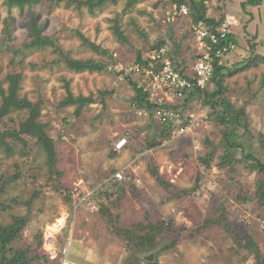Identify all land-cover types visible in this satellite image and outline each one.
<instances>
[{"label":"rangeland","instance_id":"obj_1","mask_svg":"<svg viewBox=\"0 0 264 264\" xmlns=\"http://www.w3.org/2000/svg\"><path fill=\"white\" fill-rule=\"evenodd\" d=\"M2 1L0 12L6 17ZM126 4L127 0H119L94 13L64 3L36 7L49 21L45 34L57 42L65 55L74 60L103 61L108 64L103 73L70 71L54 48L25 50L18 56L0 48V87L7 88L4 80L8 74L23 68L21 95L33 103H42L40 121L56 140L58 172L62 176L49 174L44 154L31 137L25 136V143L18 142L13 156L0 154V176L19 175L4 196L6 202L17 198L19 204H14L0 221L8 224L12 216L30 214L23 238L15 245L32 244L42 233L39 252L48 255V250L53 249L46 247V242L54 236L57 247L73 237L71 258L81 264H263L264 204L259 203L256 191L264 175L252 169L251 161L219 167L226 152L223 143L227 129L216 120L211 107L199 100L181 106L185 115L199 116L201 126L190 137L170 139L150 148L149 142L159 135L162 124L153 113L140 115L132 103L135 91L127 77L139 84L141 78L130 74L129 69L139 54L148 57L160 43L170 48L178 68L190 73L196 52L191 42L189 5L184 4L189 12L180 14L175 0H144L130 10H126ZM207 7V16L216 21L228 15L239 20L235 30L238 48L221 60L227 68H241L250 57L264 55V0H212ZM13 12L16 22L10 44L16 49L30 38L27 27L22 25L23 17L17 9ZM116 24L127 42L115 35ZM80 35L108 54L90 49ZM13 60L16 65H12ZM67 86L75 97L94 95L101 99L102 92L108 95L84 108L77 117V106H61L67 97ZM225 86V96L236 107L246 108L250 122L248 142L253 145L254 155L264 162V144L260 141L264 136V64L227 76ZM208 90L216 91L213 83ZM1 104L0 97V107ZM21 117L26 116L12 115L0 128L18 129ZM123 138L128 139L126 148L111 158L115 143ZM212 153L210 165L204 164L202 160ZM241 156L237 154V159ZM131 163L135 171L131 169L126 174L122 191L108 185L115 183L114 175ZM153 168L173 186L161 185L151 172ZM78 182L81 187L75 191ZM58 185L72 192L71 203L64 200ZM27 202L32 203L28 206ZM103 207L119 217L116 226L129 229L134 223L160 215L173 222L176 232L161 237L155 252L130 250L115 234L114 225L101 214ZM224 214L237 232L255 240L260 260L255 253L239 247L223 226L204 228L207 219ZM60 224L65 228L58 235ZM175 240L176 247L164 249ZM36 264L54 263L41 260Z\"/></svg>","mask_w":264,"mask_h":264},{"label":"trees","instance_id":"obj_2","mask_svg":"<svg viewBox=\"0 0 264 264\" xmlns=\"http://www.w3.org/2000/svg\"><path fill=\"white\" fill-rule=\"evenodd\" d=\"M118 1L119 0H3L2 4L7 8V16L2 17V13L0 12V40L2 42L0 48L1 50H8L15 56L23 55L25 50L34 52L54 48L59 52L62 61L70 71L75 73H103L104 71H107L108 68V64L103 61L94 59L74 60L65 55L58 47L57 42L45 34L49 21L42 18V13L37 12L36 7L43 4L59 6L64 3L67 7H74L79 10L86 8L94 13L99 9H103L108 4H117ZM143 1L144 0H127L126 10L132 9ZM208 1L212 0H199V2L196 0H175V3L178 5L177 8L180 14L181 6L184 4L189 5L193 25L203 24L208 27H217L225 18L223 17L220 21H216L215 19L208 17ZM13 9H17L19 14L23 17L22 25L27 27L28 37L30 38L29 42L25 43L22 48L16 49L10 44L13 41L12 33L16 22V16L14 15ZM114 32L121 42H127V38L124 36V33L120 31L118 24L115 25ZM80 37L84 44L93 51L97 53L103 51L99 46L90 42L83 35H80ZM233 40L238 42L236 36L233 37ZM163 44L164 42L160 43L157 48L166 46ZM103 53L108 54L106 51H103ZM173 59L175 65L179 67L174 56ZM136 63L147 64L141 54L138 55ZM260 63L264 64V55H254L249 58L246 65L236 69L227 68L223 63L220 64L216 61L214 63V75L211 80V83L216 87V91L210 92L208 90L209 86L205 89L195 87L186 90L181 104L173 106L175 110H178L181 109V106L186 107L189 106L191 102L199 100L206 106L211 107L216 120L227 129L224 136L225 142L223 143L226 147V152L221 157V162L219 164V167L222 169L240 163L242 160L251 161L252 169L264 175V162L254 155L252 152L254 150L253 145L248 142L247 137H250V122L246 108L236 107L225 96L227 90L225 79L227 76L251 69L252 67H257ZM12 65H16L14 60L12 61ZM23 72V68L20 67V69L9 73L4 80L7 84V88L0 87V97L2 99L0 107V124L4 123L5 119L10 118L14 114L26 116L25 118L21 117L22 121L20 122L18 129L2 130L0 128V154H3L5 157L13 156L18 149V142L25 143L24 137H31L35 140L36 145L42 154H44L49 174L52 177L57 176L58 178H61L62 176L58 172L59 156L56 140L49 135L46 124L40 121L43 105L41 102L33 103L27 97L21 95ZM182 73L185 72L182 71ZM127 79L131 82L135 91V95L132 98L134 107L138 110H146L149 113H152L155 106L149 102L148 94L143 91V88L139 83L130 80L129 77H127ZM106 94L108 95V92H102L101 99H97L94 95H81L75 97L69 86H67V97L61 103V106H77L76 116L80 117L84 108L98 103V100L102 101L103 97H106ZM199 121L201 126V119H199ZM172 129L173 128L162 124V129L159 135L152 137L153 139L149 142V147L153 148L160 146L163 141L170 140L173 133ZM260 141L264 144L263 135L260 137ZM118 153L119 152L113 148L110 157L116 158ZM237 154L242 155L241 159H237ZM213 157L214 154L212 153L207 158L203 159L202 162L210 165ZM151 172L164 187L169 188L173 186L162 178L157 168H153ZM18 178V174L14 177L0 176V220L4 214L13 208L14 204H19L17 198H14L9 202H6L4 199V196L8 193L9 187L16 183ZM108 185L116 187L118 191H122L124 188L123 182L118 181H115L112 185ZM58 188L61 189V185H58ZM61 190L64 193V200L71 203L73 200L72 192L67 188L65 189L64 186H62ZM256 197L259 200V203L264 204V179L258 181ZM31 203L32 202H27L25 204L30 206ZM101 214L105 216L112 225H114L113 229L115 234L124 241L128 249L133 251H139L142 253L155 252L158 249L159 239L161 237H164L167 233L176 232L173 222L168 221L160 215H155L154 219H148L145 222L134 223L132 228L125 229L114 224L119 223V217H115L106 207L102 208ZM31 218L30 214L23 216L16 215L12 216L11 223L5 224L0 221V264H36V262H41V260H45L48 263L51 262L48 255H41L39 252L43 245L42 233L37 235L32 244H28L24 247L15 245V243L23 238L25 228L30 223ZM212 225L223 226L235 239V242L239 247L250 250L253 254L255 253L256 258L260 260V249L255 240L250 235L245 237L240 232H237L225 214L217 219H207L203 226L204 228H208ZM177 244L178 240H175L164 249L169 250L176 247ZM148 263L156 264V262L152 261H149Z\"/></svg>","mask_w":264,"mask_h":264},{"label":"built area","instance_id":"obj_3","mask_svg":"<svg viewBox=\"0 0 264 264\" xmlns=\"http://www.w3.org/2000/svg\"><path fill=\"white\" fill-rule=\"evenodd\" d=\"M188 12L189 9L183 5L181 13L187 14ZM238 26L239 20L231 15L226 16L217 27H208L203 24L193 25L191 42L195 48L196 58L190 73H182V70L175 65L168 46L152 51L148 57L144 58L147 64L135 63L130 67L129 73L141 78L140 86L148 94L149 102L155 106L152 111L153 115L159 119L161 124L173 128L171 139L190 137L200 127L199 116L193 114L187 116L181 112V109L175 110L173 106L182 102L186 90L195 87L205 89L210 85L214 75V63L218 61L222 64L221 60L238 48V42L233 40ZM139 111L140 115L148 113L146 110ZM127 144V138L119 139L115 143V150L121 153ZM133 165L131 163L118 171L112 179L122 182L129 170L135 171ZM80 187V182L75 183V191H78ZM64 226V224L57 225V234L62 232ZM53 238L49 242L48 236V242H46V247L49 245L53 249L48 250L52 263L81 264L71 258L74 246L73 237H69L60 247H57L56 236Z\"/></svg>","mask_w":264,"mask_h":264},{"label":"crops","instance_id":"obj_4","mask_svg":"<svg viewBox=\"0 0 264 264\" xmlns=\"http://www.w3.org/2000/svg\"><path fill=\"white\" fill-rule=\"evenodd\" d=\"M193 52H195L194 50H193ZM194 58H196V54L194 55ZM195 61V60H194ZM179 66V65H178Z\"/></svg>","mask_w":264,"mask_h":264},{"label":"water","instance_id":"obj_5","mask_svg":"<svg viewBox=\"0 0 264 264\" xmlns=\"http://www.w3.org/2000/svg\"><path fill=\"white\" fill-rule=\"evenodd\" d=\"M196 1H198V2H199V0H196ZM263 264H264V262H263Z\"/></svg>","mask_w":264,"mask_h":264}]
</instances>
